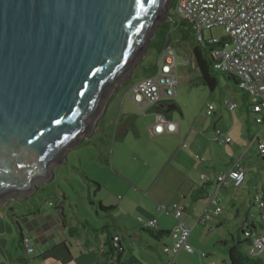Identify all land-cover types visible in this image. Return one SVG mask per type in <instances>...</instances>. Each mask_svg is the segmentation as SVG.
Instances as JSON below:
<instances>
[{"label": "crops", "instance_id": "1", "mask_svg": "<svg viewBox=\"0 0 264 264\" xmlns=\"http://www.w3.org/2000/svg\"><path fill=\"white\" fill-rule=\"evenodd\" d=\"M177 92L179 93L178 87ZM178 93L156 106L139 105L131 99L135 106L119 112L115 120L113 119L112 131L107 129L108 122L104 119L106 110L97 121L91 136L96 131L101 133L110 131L113 143L110 154L101 153V158L96 157L97 164H100L98 168L107 172L109 179L101 182L97 176H91L87 172L84 174L89 187L88 201L92 207H96L93 219L90 217L92 214L81 216L77 210L67 211L65 206L60 204L54 205L48 212L34 205L38 208L36 213L31 209L30 214L21 217L11 215L14 209L11 204L4 206L6 212L0 207V264H102L105 260L103 253L106 251L107 240L103 241L99 232L105 230L97 229L95 233L92 228L94 226L84 224L85 221L95 225V228H108L112 235L120 238V244L125 250L122 259L124 262L163 264L168 259L163 253V248L174 244L171 232L178 223L174 213L165 209L171 203L184 207L181 219L193 229L188 239L193 248L192 253L198 252L202 247L214 248L223 245L229 248L231 244L223 230L225 224L230 221L235 222L240 237L248 230L264 236L261 212L254 204L255 197L264 191L263 178L258 170L260 162L258 154L255 153L257 148L254 149L255 155L252 153L254 146H257L255 142L257 136L251 135V126L257 125L255 121L257 115L251 112L256 99L244 93L240 108L241 118L232 116V124L227 125L226 129L214 126L215 131L220 129L223 132L222 139L225 137L232 139L220 146L216 141V134L204 138L185 119L175 116L173 103ZM224 102L222 106L233 115L237 105L236 109L230 111L224 106ZM162 115L177 126L176 132L165 131L159 134L154 131ZM258 127L262 129L260 125ZM260 132L257 135H261ZM212 143H217L223 148L212 147ZM82 145L81 143L78 146ZM90 145V142H87L83 146ZM239 159L242 160L245 169V183H248L251 201L249 211L243 210L242 213L234 203L232 206L233 210H236L234 220H231L224 210L222 216L216 217L211 223L203 224L200 220L201 215L212 209V206H208V200L210 194L214 192L217 175L230 171ZM138 162L144 170L137 171V165L133 166V163ZM63 178L66 179L64 173L60 174V179ZM92 186L97 188L94 197ZM101 190H106L107 194L96 200L95 197ZM223 190L225 191L221 193ZM223 190L218 194V197L221 194L223 201L229 195L228 190L237 192L236 198L241 196V188L235 190L228 186ZM240 200L242 201L241 198L238 201ZM100 205L110 207L111 210L107 212L108 214L99 212ZM253 210H256V213H252ZM151 220L157 222V228L154 229L156 232L169 234L159 241L155 240L145 226ZM100 223L103 225L99 226ZM212 224L216 227L219 239L212 234L213 228L208 226ZM113 230L118 232L114 233ZM145 235L152 241L146 245L153 252H144L136 248ZM231 238L232 245L237 241L243 242L242 248L247 252L250 243L245 237L235 240L231 234ZM24 239L30 240L35 254L27 256L22 246ZM129 239L131 241H128ZM161 242L163 244L159 247ZM208 252L201 253L202 261L213 258L215 249ZM192 253L180 250L175 260L176 264L180 257H182L180 262L183 263V258ZM202 254H206L207 258H203ZM211 262L215 263L207 261L206 264Z\"/></svg>", "mask_w": 264, "mask_h": 264}, {"label": "water", "instance_id": "2", "mask_svg": "<svg viewBox=\"0 0 264 264\" xmlns=\"http://www.w3.org/2000/svg\"><path fill=\"white\" fill-rule=\"evenodd\" d=\"M173 0H0V207L55 180Z\"/></svg>", "mask_w": 264, "mask_h": 264}, {"label": "built area", "instance_id": "3", "mask_svg": "<svg viewBox=\"0 0 264 264\" xmlns=\"http://www.w3.org/2000/svg\"><path fill=\"white\" fill-rule=\"evenodd\" d=\"M168 14L178 21H186L192 24L197 41L207 40L209 43H219L220 46L213 52L215 71L228 74L236 79L240 91L256 99L252 113L257 115L256 124L262 127L264 132V0H179ZM222 27L225 31L220 38L205 37L206 32H212L215 28ZM177 57L173 47L164 49L156 59L157 72L148 78H142L135 82L129 92L130 98L139 105L156 106L166 99L176 96L178 77L176 75ZM224 106L230 111L236 109L233 102H224ZM214 107L209 106L207 116L212 115ZM156 133L176 132L177 126L169 122L163 115L160 123L154 128ZM216 141L220 146L232 141L225 137L220 129H216ZM257 150L264 159V134L255 138ZM205 179L204 176H202ZM214 192L210 194L208 206L201 215L203 224L211 223L216 217L222 216L224 210L220 206L221 199L218 194L228 186L238 190L246 181L245 169L242 160H237L232 169L227 173L217 175ZM255 206L261 212L264 224V199L262 195L255 197ZM165 209L174 213L178 223L171 232L174 241L172 246H164L163 253L168 256V261L163 264H176L175 260L180 250L192 253L193 248L188 243L192 228L181 219L184 207L174 203ZM142 222V221H141ZM148 229L157 228L156 220L145 224ZM244 237L250 243L247 253L253 258H260L264 264V236L256 234L252 230L243 232ZM120 243L116 238L114 245ZM27 256L35 254L34 247L29 239L23 240ZM174 257L173 259H171ZM207 258L206 254H202ZM210 264H215L211 262Z\"/></svg>", "mask_w": 264, "mask_h": 264}, {"label": "rangeland", "instance_id": "4", "mask_svg": "<svg viewBox=\"0 0 264 264\" xmlns=\"http://www.w3.org/2000/svg\"><path fill=\"white\" fill-rule=\"evenodd\" d=\"M225 31L222 27L215 28L212 32H206L205 37L207 39L214 37L220 38L224 36ZM192 45L190 42H183L180 45L176 44L174 52L177 57L176 63V75L178 79V96L174 98L175 103H173L175 116L180 119H185L191 127H193L196 132H200L204 138H209V135L212 137L215 134L214 126L220 129H226L227 125L232 124V116L235 118H241L240 108L242 106V99L245 96L244 92L240 91L236 84L231 80H228L220 75L218 80V85L214 91H211L206 85H203L200 81L201 75L197 70L193 58V54L191 51ZM147 51L141 57V60L138 62H145L146 65L149 63L155 62L157 59V54L155 52H150L148 57ZM147 57V58H146ZM137 64V65H138ZM137 67V66H136ZM133 75V73H132ZM130 77L126 78L129 80ZM140 76H133L131 81H128L127 84L118 86L114 91L111 101L108 102V106L104 115V119L108 122L107 129L113 130V119L118 116L119 112L122 109H127L128 107L135 106V104L131 101L129 92H131L132 86L135 82H137ZM243 95V96H242ZM224 101L235 102L237 105V110L234 111L233 115L226 111V109L222 106ZM125 103V104H124ZM212 105L214 110L212 111V116H207V111L209 106ZM123 107V108H122ZM245 110V108H244ZM184 117V118H183ZM259 126V125H258ZM257 125L251 126V135L254 136L262 130ZM262 135L264 132L261 133ZM233 135V134H232ZM112 138L109 133H101L96 131L89 139H85V142H90V146H78L69 151L67 158L68 163L61 165L56 168L55 175L56 178L52 182L45 184L39 190L36 195L31 196L29 199L20 202L18 200L12 201L11 207L13 209V213L11 215L20 216L30 214V210L33 212H37L38 208H35L34 205L39 206L43 211L52 210L53 206L56 204H60L65 206V209L68 211L70 209L77 210L81 216L93 215L90 216L91 219L94 218L95 208L92 207L88 201V183L84 179V174L87 172L91 176H97L101 182H106L109 179L107 172L102 169H99L97 164V158H101V153L110 154L112 150ZM212 147L218 149L219 145L217 143H212ZM223 148V147H219ZM257 146H254L252 153L254 154ZM101 150V151H100ZM257 158L260 162L258 170L260 171L261 177L263 178L264 183V161L259 155L258 150L256 149ZM255 155V154H254ZM253 156H251L252 158ZM255 160V157H254ZM82 161V162H81ZM137 165L138 170H144L143 166L138 163H133V166ZM64 173L65 178L60 179V174ZM87 174V175H88ZM60 187V189H59ZM248 183H245L241 188V196L236 198V193L230 191L228 197L223 201L222 196L219 198L222 200L221 208L227 212L228 217L231 220H234V216L236 210H233L234 203L237 204L241 212L249 211L250 209V198L248 193ZM92 197L95 195V191L97 188L92 186ZM223 190L221 193H223ZM107 194L106 190H101L99 194L95 197L96 200L99 198H103ZM242 201H238L239 199ZM236 199V201H235ZM235 201V202H233ZM238 201V202H237ZM65 202V203H64ZM2 210H5V207H1ZM9 209V208H8ZM7 210H5L6 212ZM17 211V212H16ZM16 212V213H15ZM252 213H256V210H253ZM8 219V217H7ZM9 220V219H8ZM223 233H225V237L228 242L232 245L233 241L231 238V234L234 239L237 240L240 237L238 227L235 222L232 221L227 222L225 224ZM211 226L212 234H214L216 239H219V236L216 234V227ZM209 230V227L206 228ZM114 233L118 232L117 230H113ZM231 233V234H230ZM99 235L103 241L107 240L106 232H99ZM131 235V234H130ZM129 235H127V238ZM128 241H131L129 239ZM151 239L149 236L145 235L143 237V241L136 245V248H140L144 252H153L151 249L147 247V243H151ZM162 242L158 245L162 246ZM130 249V248H129ZM215 249V254L213 258L207 261H215L216 264H228V247L223 245H217L214 248L205 247L197 252L187 255L186 258H183V263L180 262L182 257H180L178 264H206L207 261H202L201 253H209L208 251H212ZM172 257L171 259H173ZM167 259L165 262H167ZM162 264V262H159Z\"/></svg>", "mask_w": 264, "mask_h": 264}, {"label": "trees", "instance_id": "5", "mask_svg": "<svg viewBox=\"0 0 264 264\" xmlns=\"http://www.w3.org/2000/svg\"><path fill=\"white\" fill-rule=\"evenodd\" d=\"M177 2H179V0H173V2H171V8H173ZM194 33L195 31L192 24L186 21H178L177 19L172 18L170 14H168L167 20L160 24L157 32H155L153 38L151 39L149 47L147 48L146 56L148 57L150 52H155L158 56L166 48L169 47L175 48L176 44L180 45L183 42H190L192 45L191 51L193 54L195 66L201 75L200 81L203 85H206V87H208L211 91H214L218 85V80L221 75L224 78L234 82L237 86V82L234 77L228 74H221L220 72L215 71L213 68V64H214L213 52L215 51V49H217L220 46V44L209 43L207 42V40H203L202 42H199L196 40ZM155 62L149 63L148 65H146L145 62H141L135 68L132 77L140 76L141 78H145V77L148 78L153 76L157 72V66ZM132 77H130L129 80H127V82L131 81ZM82 144L85 145L87 143H85V141H82ZM261 195L263 196L264 199V191H262ZM110 210H111L110 207L106 208L101 205L99 206V212H105V214H108L107 212ZM84 224L94 226L92 228L94 229L95 233H97V229L105 230V232L107 233V242H105L106 251L103 253L104 256L103 258L106 261L104 260L102 264H133L131 261L124 262V260H122L124 258L125 250L120 244L121 241L120 243L117 244V246L114 245L116 238H119L118 236L112 235V233L108 228L106 229L102 227L95 228L96 226L92 225V223H89L88 221H85ZM102 225L103 224L100 223L99 226ZM147 232L157 241L163 239L166 235L169 234L168 232H156L154 229H149V231ZM243 245L244 243L241 241H237L233 245H230V247L228 248V257H229L228 264H262L263 263L260 258H253L249 256L248 253L245 250H243L242 248ZM22 246L24 247L25 250L23 240H22Z\"/></svg>", "mask_w": 264, "mask_h": 264}]
</instances>
